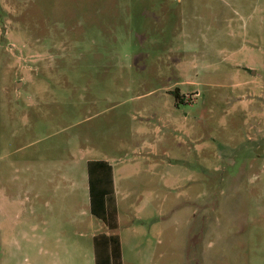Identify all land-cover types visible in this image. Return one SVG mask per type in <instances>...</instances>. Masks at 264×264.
I'll use <instances>...</instances> for the list:
<instances>
[{"label":"rangeland","instance_id":"374dc122","mask_svg":"<svg viewBox=\"0 0 264 264\" xmlns=\"http://www.w3.org/2000/svg\"><path fill=\"white\" fill-rule=\"evenodd\" d=\"M91 161L120 264H264V0H0V264H117L82 224ZM59 183L76 226L25 240Z\"/></svg>","mask_w":264,"mask_h":264},{"label":"crops","instance_id":"0c3cea01","mask_svg":"<svg viewBox=\"0 0 264 264\" xmlns=\"http://www.w3.org/2000/svg\"><path fill=\"white\" fill-rule=\"evenodd\" d=\"M113 176H114V184H115V175L113 172ZM23 187V198H24V208L23 211L24 212H30L32 213L34 216H36V214L39 212V210L42 209V206H40L38 209L35 207V211H34V207L32 206V204L35 206V204L37 203V200L39 198H42V191H35L32 190L34 189V185L29 184V182H24ZM38 186L36 185V188ZM55 193H56V198L57 201H54V198H52L51 200H49V202L45 205L46 208H48L50 210L51 209H56L57 211H59L61 213V215L56 218V225H57V230L53 233V240H50L48 236L46 235H42L40 230H39V226L35 225V223L32 222L29 223V221L25 220L24 225H30L31 229H27L26 231L23 232V236L25 238V240L28 241H37L39 244L46 245V247H48V245L51 242H54L55 244H62L66 242V237H65V229L63 225H61V219H66L65 223H69L71 224V226H76L77 224V215L80 214L78 212V209L81 207H77L78 204V200H77V194H76V184L74 185H61L59 184H55ZM65 188V189H64ZM86 190L88 191V195L86 194L85 198H84V202L85 203H89V209L92 212V204H91V199H90V185L88 182V186L86 187ZM117 192V188L115 186V194ZM10 196V195H9ZM5 197H8V193H5V195L0 196V198H4L5 200H7ZM82 203V206L84 205V209H86V207L88 206V204ZM106 203V207L105 210L103 211V205H105ZM97 206V209H99V213L103 214L105 217V219L108 221V225L102 221V218L100 219L99 217L95 216L94 214H92L91 216H87L86 220H84L82 222L83 225H87L88 228H90V230H93L92 232L90 231V234L92 235V237L97 234L100 233L102 231H98L100 230V222H102L105 227L106 230L105 234L106 235H117L119 240H120V244H121V248L124 242V238L120 235V234H116V231L120 228L121 222H122V217L120 216L119 213V208H118V204L115 203V207L111 206L110 203V196H108L106 198V202H105V198L99 197V202L97 204H95ZM95 206V207H96ZM113 213H115V215H113ZM97 217V218H96ZM138 220L143 221L142 217H137ZM81 220V217H80ZM80 223V222H79ZM131 231L133 232V236L131 235L132 238L136 237V235L139 234V228L137 226H134ZM82 234V233H81ZM105 241V240H104ZM59 248H63L62 247H57L54 248V250H57ZM104 249L107 250L109 249L107 246V242H104ZM104 259H106L105 256H103Z\"/></svg>","mask_w":264,"mask_h":264},{"label":"trees","instance_id":"16d2710c","mask_svg":"<svg viewBox=\"0 0 264 264\" xmlns=\"http://www.w3.org/2000/svg\"><path fill=\"white\" fill-rule=\"evenodd\" d=\"M101 174H103L105 177L107 175V179L112 181V169L108 163L104 161L89 162V176H90L89 182H90L92 212L98 217L105 219L104 218L105 216L99 213V209H97V206L95 204L99 202V196L105 198V202H106V198L110 196L113 193V191L112 189L110 190L99 189V182H100L99 177L104 178ZM111 181L109 183H112ZM105 207H106V203L105 205H103V211L105 210ZM104 242H107L108 248H110L111 246L112 258L116 260L117 264H120V258H121L120 240L118 236L106 235V234L95 236V242H94L95 250L99 251L97 254L98 263L99 261H107V258L104 259L103 258L104 255H101V252H106V250L104 249Z\"/></svg>","mask_w":264,"mask_h":264}]
</instances>
